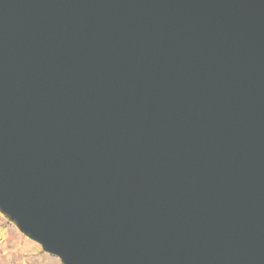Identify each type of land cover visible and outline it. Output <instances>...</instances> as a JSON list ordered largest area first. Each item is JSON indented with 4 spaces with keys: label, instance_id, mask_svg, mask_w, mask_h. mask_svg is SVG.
I'll list each match as a JSON object with an SVG mask.
<instances>
[{
    "label": "water",
    "instance_id": "water-1",
    "mask_svg": "<svg viewBox=\"0 0 264 264\" xmlns=\"http://www.w3.org/2000/svg\"><path fill=\"white\" fill-rule=\"evenodd\" d=\"M0 212L61 264H264V0H0Z\"/></svg>",
    "mask_w": 264,
    "mask_h": 264
},
{
    "label": "rangeland",
    "instance_id": "rangeland-1",
    "mask_svg": "<svg viewBox=\"0 0 264 264\" xmlns=\"http://www.w3.org/2000/svg\"><path fill=\"white\" fill-rule=\"evenodd\" d=\"M0 264H61L0 212Z\"/></svg>",
    "mask_w": 264,
    "mask_h": 264
}]
</instances>
